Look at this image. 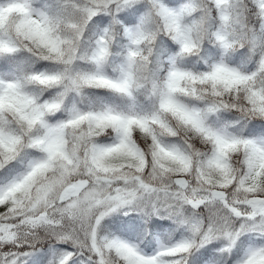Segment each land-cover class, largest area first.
I'll use <instances>...</instances> for the list:
<instances>
[{
  "label": "snow or ice",
  "instance_id": "1",
  "mask_svg": "<svg viewBox=\"0 0 264 264\" xmlns=\"http://www.w3.org/2000/svg\"><path fill=\"white\" fill-rule=\"evenodd\" d=\"M0 264H264V0H0Z\"/></svg>",
  "mask_w": 264,
  "mask_h": 264
}]
</instances>
